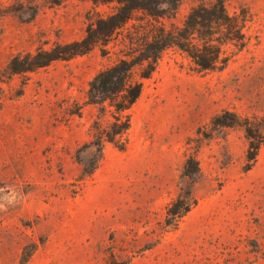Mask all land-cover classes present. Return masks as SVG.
<instances>
[{
  "label": "rangeland",
  "instance_id": "374dc122",
  "mask_svg": "<svg viewBox=\"0 0 264 264\" xmlns=\"http://www.w3.org/2000/svg\"><path fill=\"white\" fill-rule=\"evenodd\" d=\"M141 1L149 11L109 45L12 74L14 57L83 40L116 5L0 0V264H264V146L248 169L244 127L264 129V0H225L245 19L246 43L228 47L224 68L200 71L165 50L130 130L111 143L112 111L90 103L92 80L131 38L218 2ZM192 158L194 184L184 177ZM189 185L197 205L172 228L168 210Z\"/></svg>",
  "mask_w": 264,
  "mask_h": 264
},
{
  "label": "trees",
  "instance_id": "16d2710c",
  "mask_svg": "<svg viewBox=\"0 0 264 264\" xmlns=\"http://www.w3.org/2000/svg\"><path fill=\"white\" fill-rule=\"evenodd\" d=\"M94 4H115L116 10L108 16H99L87 30L81 41L59 45L51 50H42L36 54L27 53L12 59L9 70L12 74L27 73L44 68L56 61H68L90 53L96 47L107 46L121 36V31L133 20L139 10L149 11L141 0H91ZM53 4H60L53 1ZM162 1H160V4ZM160 26L136 40L131 38L129 52L111 68L100 72L90 83L89 101L93 105L108 107L114 121L106 131L107 141L113 143L116 137H124L131 127L130 111L143 92L144 81L155 72L161 54L172 47L185 53L200 71H215L224 68L230 56L228 47L236 52L245 47V19L231 16L225 6V0L193 7L182 27L170 28L159 21ZM147 67L138 78V70ZM234 125L241 121L234 115ZM233 124V123H232ZM233 125V126H234ZM231 126V125H229ZM249 140L246 154L248 169L256 162L259 150L264 146V129L253 121L244 123ZM99 144V143H98ZM100 147V144L97 145ZM124 149V147H121ZM196 159L185 166L184 177L190 183L197 182L200 169L195 166ZM194 164V167H193ZM197 200L193 185L181 193L168 210L169 226L176 228L180 220L195 206Z\"/></svg>",
  "mask_w": 264,
  "mask_h": 264
}]
</instances>
